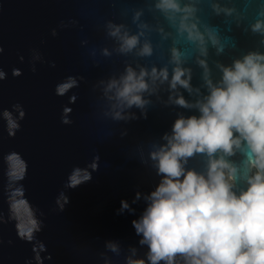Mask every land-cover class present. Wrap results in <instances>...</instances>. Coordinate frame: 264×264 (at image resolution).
I'll use <instances>...</instances> for the list:
<instances>
[{
  "label": "clouds",
  "instance_id": "obj_1",
  "mask_svg": "<svg viewBox=\"0 0 264 264\" xmlns=\"http://www.w3.org/2000/svg\"><path fill=\"white\" fill-rule=\"evenodd\" d=\"M119 16L97 26L108 43L88 49L96 66L123 58L122 68L92 84L95 114L127 124L147 119L158 105L177 112L170 129L136 149L140 165L158 178L154 187L137 190L131 203L122 199L117 209L135 214L132 205L144 202L131 221L137 244L125 250L109 239L99 255L105 264H117L120 257L122 264H264V0H140ZM240 36L253 38L252 46L241 47ZM40 59L34 49L32 72ZM12 75H22L21 69ZM6 77L0 68V81ZM83 79L69 77L56 84L55 94L64 96ZM76 99L73 93L69 101ZM12 109L2 110L9 136L25 116L20 103ZM70 111L63 107V124L73 123L65 115ZM5 159L13 161L6 170L7 219L15 221L21 240L44 249L37 233L45 213L20 183L27 165L16 153ZM98 160L97 154L90 168L74 166L64 189L91 182ZM69 202L61 190L53 211H64Z\"/></svg>",
  "mask_w": 264,
  "mask_h": 264
},
{
  "label": "water",
  "instance_id": "obj_2",
  "mask_svg": "<svg viewBox=\"0 0 264 264\" xmlns=\"http://www.w3.org/2000/svg\"><path fill=\"white\" fill-rule=\"evenodd\" d=\"M139 4L140 0H0V68L7 73L0 81V214L6 221L0 223V264H26L27 260L38 264L37 256L39 264H105L99 253L105 251L106 240L120 241L125 250L137 244L131 221L140 215L144 202L132 205L135 214H117V209L122 199L131 203L137 190L148 192L154 187L158 178L140 165L136 149L170 129L177 110L158 105L147 119L127 124L99 119L92 84L122 68L123 58L106 59L96 66L88 49L108 43L98 24L119 20L122 8ZM61 21L67 26L60 27ZM82 39L89 44L82 46ZM239 42L241 47H251L253 38L240 36ZM34 49L41 57L34 61L36 72L30 64ZM14 68L21 69L22 75L13 76ZM69 77L84 79L64 96L56 95V84ZM73 93L77 99L70 103ZM15 103L23 106L25 116L15 136H9L2 110L14 111ZM64 106L71 108L65 115L72 124L61 122ZM125 130L127 135L121 137ZM12 153L27 165L20 182L26 198L45 213L44 228L37 233L44 249L34 241L21 240L15 221L7 219L6 170L13 161L5 157ZM97 154L99 169L92 172L91 182L64 189L72 168H90ZM61 190L70 202L64 211H53ZM122 261L120 257L117 264Z\"/></svg>",
  "mask_w": 264,
  "mask_h": 264
}]
</instances>
